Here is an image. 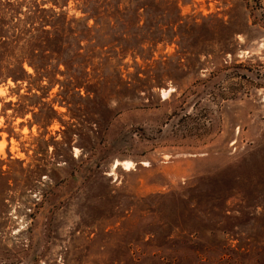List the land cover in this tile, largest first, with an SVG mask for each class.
<instances>
[{
  "label": "rangeland",
  "instance_id": "rangeland-1",
  "mask_svg": "<svg viewBox=\"0 0 264 264\" xmlns=\"http://www.w3.org/2000/svg\"><path fill=\"white\" fill-rule=\"evenodd\" d=\"M80 7L0 0V264H264V0Z\"/></svg>",
  "mask_w": 264,
  "mask_h": 264
},
{
  "label": "trees",
  "instance_id": "trees-1",
  "mask_svg": "<svg viewBox=\"0 0 264 264\" xmlns=\"http://www.w3.org/2000/svg\"><path fill=\"white\" fill-rule=\"evenodd\" d=\"M80 1V4H81V9L83 12H87L88 10H90L93 6H97V5H109L113 2V0H79ZM120 2V1H118ZM80 19H88V16H83L82 18ZM27 60V62L29 64H32L35 68V70H41V72H44L45 70V64L42 62V59H39L41 61H39L38 63H36L37 61H32L30 59H26L25 57H22L18 60V68H19V71L18 72H10V73H6L7 76H11L13 79H17L19 77H21L22 75H25L27 76V73L26 71L24 70L23 68V62ZM42 75V74H41Z\"/></svg>",
  "mask_w": 264,
  "mask_h": 264
}]
</instances>
